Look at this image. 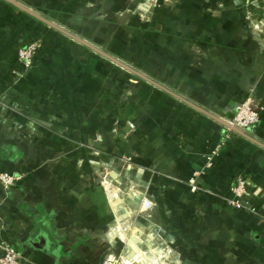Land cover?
Here are the masks:
<instances>
[{
  "label": "crops",
  "instance_id": "obj_1",
  "mask_svg": "<svg viewBox=\"0 0 264 264\" xmlns=\"http://www.w3.org/2000/svg\"><path fill=\"white\" fill-rule=\"evenodd\" d=\"M17 1L213 115L232 119L253 100L259 123L244 132L264 145L263 7ZM35 39L42 47L33 68L19 76L17 50ZM0 118V173L24 175L8 192L0 184V241L25 264H102L124 244L111 242L110 228L128 231L143 213H159L136 225L152 241L164 238L153 251L166 247L172 262L264 264V149L3 0ZM238 176L246 179L245 209L231 205ZM125 178L138 197L128 194L131 208L122 200L118 213L110 183ZM144 199L152 210L143 212Z\"/></svg>",
  "mask_w": 264,
  "mask_h": 264
},
{
  "label": "built area",
  "instance_id": "obj_2",
  "mask_svg": "<svg viewBox=\"0 0 264 264\" xmlns=\"http://www.w3.org/2000/svg\"><path fill=\"white\" fill-rule=\"evenodd\" d=\"M246 4H256L264 8V0H243ZM250 17V16H249ZM248 17V19H249ZM250 21V19H249ZM251 26L254 31H261L260 24L251 22ZM41 41L35 39L28 42L26 45L20 47L17 50V62L23 69V71L18 72L19 76H22L25 72L30 71L34 65V57L41 49ZM259 112L254 105V101L247 99L246 101L238 104L235 108V113L232 119H226L234 127L242 131H251L259 123ZM218 149L213 151L211 155L208 156V166H211L212 158L217 154ZM17 179L13 175L5 173L0 174V183L5 189H11L16 183ZM194 180L190 181V184L195 190ZM234 193V199L231 201V205L236 209H245L248 207L246 202L247 187L246 179L243 176H238L236 178L235 186L232 188ZM154 202L151 199H144L142 202L143 212H148L153 209ZM127 231L126 228H124ZM28 260L24 255L18 252L16 246L11 242L2 240L0 241V264H25ZM118 260L116 256H107L102 264H117Z\"/></svg>",
  "mask_w": 264,
  "mask_h": 264
},
{
  "label": "rangeland",
  "instance_id": "obj_3",
  "mask_svg": "<svg viewBox=\"0 0 264 264\" xmlns=\"http://www.w3.org/2000/svg\"><path fill=\"white\" fill-rule=\"evenodd\" d=\"M154 1L155 0H153L151 2V4L150 3L148 4V3H146V0H142V2H145L146 6H147L146 11L151 10L155 6L156 2H154ZM141 6L142 5H140V7ZM137 10H138V8L134 12L136 13ZM141 12H143V11L140 10L137 13H141ZM146 19L147 18L145 17V20ZM0 125H3V122H2L1 118H0ZM112 169H109V172H111ZM125 169H128V165L124 166V168L122 170V173L125 172L124 171ZM120 170H121V168H120ZM5 173H8V172H3V173H0V174H5ZM8 174H11L15 178H18L17 179V183L11 189L17 187L19 185V183L22 182L23 177H24V175L22 173H18V172L17 173L16 172L15 173L12 172V173H8ZM112 177L116 178L115 173H112ZM120 177H124L123 174H122V176L120 175ZM103 183L107 186L108 181H103ZM110 184H111V190L115 191L116 196L118 197L117 202H111V206L114 209L118 208L117 210L119 212L120 209H121V206L123 205V201H124V203L126 205H128L129 208H131L130 207V203H131L132 200L129 198L128 194H130L131 198L135 199V197H136V193L133 194V195L131 194L132 193V191L130 190V188L132 186L131 185V181L128 180V178H125L123 180H119L118 183L116 181H114V182H112ZM3 189L6 192H8L10 190V189H5L4 187H3ZM136 190L140 191V192H143V190H140V189H136ZM116 204H117V206H116ZM127 215H128V213L124 214V215H121V218L118 217V219H122V216H124L123 218H126V217H128ZM158 218H159V213H157V215H155L154 217H151V218L145 216L144 213L140 214L139 217H135L133 219V221H131L130 228L126 232V234L124 233V231L122 229V226L119 223H116L115 225H113L110 228L108 236L112 238L111 242L117 241L119 243H124V244H121L119 246V249L117 250L118 251L117 252V260H118L117 264H123V257H124V264H133L132 261L136 262V264H140V262H145L146 264H178V262H172L168 258L169 254H170V251L166 247L163 246V248H161L160 251H159V249H155L153 251V248H156L153 245V241L155 243H158V245H156V246L164 245L165 241H164V238L162 236H160L157 233H155V238H153L154 240L152 241L150 238H147V235H149L151 233V231L148 230L147 228L140 230L137 227V225H136L137 222H139L141 224H147L148 221L156 222V221H158ZM138 229L142 233H140ZM122 234L124 235V237H123ZM134 237H135L136 241H134ZM128 238H130V239H128ZM136 238H138V239H136ZM145 239L146 240L148 239V240L144 243L143 241H145ZM133 241H134V243L137 244V245L135 244L136 245L135 247L138 249L137 250L138 252L136 253L138 255L134 254V249L132 247ZM106 243L109 244V240H108L107 235H106ZM144 244H145V247H146L145 249H143V247H140V246H142ZM139 249L140 250L142 249V250L139 251ZM113 253H115V252L112 249L110 255H112ZM154 259H155V261H154Z\"/></svg>",
  "mask_w": 264,
  "mask_h": 264
},
{
  "label": "water",
  "instance_id": "obj_4",
  "mask_svg": "<svg viewBox=\"0 0 264 264\" xmlns=\"http://www.w3.org/2000/svg\"><path fill=\"white\" fill-rule=\"evenodd\" d=\"M3 1H5L6 3L14 6L15 8L19 9L20 11L28 14L29 16L33 17L37 21H39V22L47 25L48 27L58 31L59 33H61L64 36L68 37L69 39L79 43L80 45L85 46L86 48L90 49L91 51L95 52L96 54H98L101 57L105 58L106 60L110 61L111 63L121 67L125 71L131 73L132 75H134V76H136L138 78H140L141 80L147 82L148 84L152 85L153 87H155V88L167 93L168 95L172 96L173 98L185 103L189 107H191V108L199 111L200 113L208 116L209 118H211L214 121L218 122L219 124L223 125L227 129H229V130L241 135L242 137H244L248 141H250V142H252V143H254V144H256L259 147L264 149V145L263 144L259 143L254 138L250 137L244 131L234 127L233 125H231V123L228 122L226 119H223L221 117L213 115V114L209 113L208 111L198 107L197 105L193 104L192 102L188 101L187 99L183 98L182 96L178 95L177 93L171 91L170 89H168L167 87H165L161 83L151 79L150 77H148L143 72L134 69L129 64H127V63L121 61L120 59L114 57L113 55L105 52L100 47H97L96 45L92 44L91 42L87 41L86 39H83V38L71 33L70 31L66 30L65 28L61 27L60 25L56 24L55 22H52V21L48 20L47 18L43 17L42 15H40L39 13H37L36 11L31 9L30 7L20 3L17 0H3Z\"/></svg>",
  "mask_w": 264,
  "mask_h": 264
},
{
  "label": "bare ground",
  "instance_id": "obj_5",
  "mask_svg": "<svg viewBox=\"0 0 264 264\" xmlns=\"http://www.w3.org/2000/svg\"><path fill=\"white\" fill-rule=\"evenodd\" d=\"M129 195H130V194H129ZM134 196H135V195H134ZM136 197H138V196L136 195ZM116 206H117V204H116ZM116 206H115V207H116ZM117 209H118V208H117ZM117 209L115 208V211H116V212H118ZM118 213H119V212H118ZM118 217H119V216H118ZM124 231H125V230H124ZM122 235H123V234H122ZM134 236H135V235H134ZM123 237H124V235H123ZM136 239H138V238H136ZM132 240H133V239H132ZM134 241H136V240H135V237H134ZM134 241H133V243H132V247H133V249H134V254H136V253L138 252V251H137L138 249L135 247L137 244L134 243ZM135 244H136V245H135ZM140 247H142V246H140ZM141 250H142V249H141ZM141 250L139 249V251H141ZM143 251H144V250H143ZM136 255H138V254H136ZM154 261H155V260H154ZM132 263H133V264H136V262H133V261H132ZM123 264H124V257H123ZM140 264H146V263H145V262H140Z\"/></svg>",
  "mask_w": 264,
  "mask_h": 264
}]
</instances>
